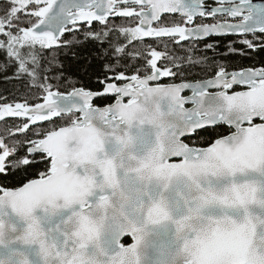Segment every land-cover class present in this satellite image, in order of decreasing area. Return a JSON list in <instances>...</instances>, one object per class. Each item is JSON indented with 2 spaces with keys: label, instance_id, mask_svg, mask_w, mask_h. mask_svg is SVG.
Instances as JSON below:
<instances>
[{
  "label": "snow or ice",
  "instance_id": "6c2138e0",
  "mask_svg": "<svg viewBox=\"0 0 264 264\" xmlns=\"http://www.w3.org/2000/svg\"><path fill=\"white\" fill-rule=\"evenodd\" d=\"M259 53L264 0H0V264H264Z\"/></svg>",
  "mask_w": 264,
  "mask_h": 264
},
{
  "label": "trees",
  "instance_id": "16d2710c",
  "mask_svg": "<svg viewBox=\"0 0 264 264\" xmlns=\"http://www.w3.org/2000/svg\"><path fill=\"white\" fill-rule=\"evenodd\" d=\"M222 43L226 44L227 41H223ZM221 51H223V48H221ZM262 59H264V53L253 54L251 59L234 57L232 58V62L237 65L249 66L252 63H257L258 65L259 61ZM0 63H2V60H0ZM8 75L11 76L12 71H9ZM18 88H20V85L18 83L10 80H5L4 75L0 74V94L19 96L20 94L16 91ZM222 130L223 129H218V131Z\"/></svg>",
  "mask_w": 264,
  "mask_h": 264
}]
</instances>
